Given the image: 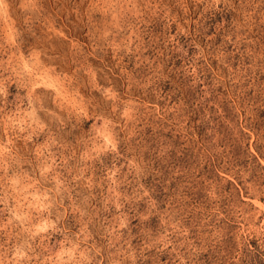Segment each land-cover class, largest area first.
I'll return each mask as SVG.
<instances>
[{"label": "rangeland", "instance_id": "1", "mask_svg": "<svg viewBox=\"0 0 264 264\" xmlns=\"http://www.w3.org/2000/svg\"><path fill=\"white\" fill-rule=\"evenodd\" d=\"M0 264H264V0H0Z\"/></svg>", "mask_w": 264, "mask_h": 264}, {"label": "bare ground", "instance_id": "2", "mask_svg": "<svg viewBox=\"0 0 264 264\" xmlns=\"http://www.w3.org/2000/svg\"><path fill=\"white\" fill-rule=\"evenodd\" d=\"M255 204H256L257 206H259V207L261 206V203H260L259 201H256V200H255Z\"/></svg>", "mask_w": 264, "mask_h": 264}]
</instances>
